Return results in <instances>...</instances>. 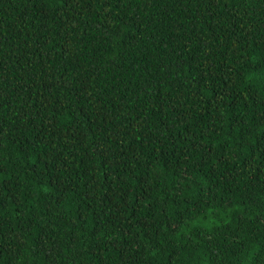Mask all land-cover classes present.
I'll use <instances>...</instances> for the list:
<instances>
[{
	"label": "trees",
	"instance_id": "16d2710c",
	"mask_svg": "<svg viewBox=\"0 0 264 264\" xmlns=\"http://www.w3.org/2000/svg\"><path fill=\"white\" fill-rule=\"evenodd\" d=\"M0 264H264V0H0Z\"/></svg>",
	"mask_w": 264,
	"mask_h": 264
}]
</instances>
